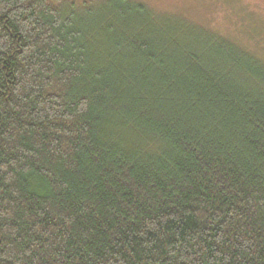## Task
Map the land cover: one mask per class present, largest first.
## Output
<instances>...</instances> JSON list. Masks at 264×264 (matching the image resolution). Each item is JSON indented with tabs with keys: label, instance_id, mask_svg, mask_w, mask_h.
<instances>
[{
	"label": "trees",
	"instance_id": "16d2710c",
	"mask_svg": "<svg viewBox=\"0 0 264 264\" xmlns=\"http://www.w3.org/2000/svg\"><path fill=\"white\" fill-rule=\"evenodd\" d=\"M0 264H264V60L132 0H0Z\"/></svg>",
	"mask_w": 264,
	"mask_h": 264
},
{
	"label": "rangeland",
	"instance_id": "374dc122",
	"mask_svg": "<svg viewBox=\"0 0 264 264\" xmlns=\"http://www.w3.org/2000/svg\"><path fill=\"white\" fill-rule=\"evenodd\" d=\"M132 1L212 30L264 60V0Z\"/></svg>",
	"mask_w": 264,
	"mask_h": 264
}]
</instances>
